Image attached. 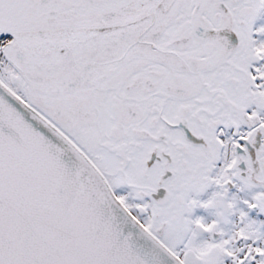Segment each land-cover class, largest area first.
Masks as SVG:
<instances>
[{"label": "snow or ice", "instance_id": "snow-or-ice-1", "mask_svg": "<svg viewBox=\"0 0 264 264\" xmlns=\"http://www.w3.org/2000/svg\"><path fill=\"white\" fill-rule=\"evenodd\" d=\"M0 264H264V0H0Z\"/></svg>", "mask_w": 264, "mask_h": 264}]
</instances>
